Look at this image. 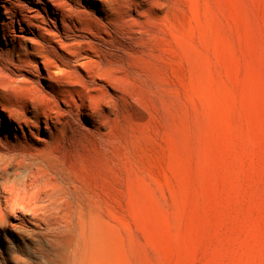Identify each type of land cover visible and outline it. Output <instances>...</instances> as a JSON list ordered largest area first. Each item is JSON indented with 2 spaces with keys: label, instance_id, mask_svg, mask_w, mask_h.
Instances as JSON below:
<instances>
[{
  "label": "rangeland",
  "instance_id": "rangeland-1",
  "mask_svg": "<svg viewBox=\"0 0 264 264\" xmlns=\"http://www.w3.org/2000/svg\"><path fill=\"white\" fill-rule=\"evenodd\" d=\"M87 1L57 97L0 49V91L57 112L0 156V264H264V0Z\"/></svg>",
  "mask_w": 264,
  "mask_h": 264
},
{
  "label": "bare ground",
  "instance_id": "bare-ground-1",
  "mask_svg": "<svg viewBox=\"0 0 264 264\" xmlns=\"http://www.w3.org/2000/svg\"><path fill=\"white\" fill-rule=\"evenodd\" d=\"M4 1L2 5L4 20L0 22V49L13 53L19 62L29 55L42 57L43 67L42 71L38 70V77L44 80L50 77L53 78L48 85H44V88L46 94L57 97L59 91L55 89L54 81L56 72L64 70V68L78 67V63L81 62L80 52L78 50H70L74 45L66 44L62 39V33L68 28L73 30L76 26L75 19L80 14L82 0H70V3H68V0H25L23 5H18L14 0ZM93 3L90 0L87 1L88 6H95ZM33 4L41 6L42 11L35 8ZM15 6L19 7V11L15 10ZM15 23H19L21 33L11 30ZM25 31L30 34H23ZM55 41L60 43L56 50H54L53 44L49 45ZM49 46L53 47L55 52L53 56L49 52ZM13 78L16 79V77ZM35 101V99H32L26 102H14L0 91V111L4 110L6 112L4 119L5 117L9 118L8 122L4 121L3 123L0 115V156L13 158L21 154V161H26L29 164L33 163L34 159L30 154H33L32 150L35 148L29 141L37 135L39 130L41 123L40 113H42V117H45V128L49 132H52L51 122H55L54 118L57 113L54 110L55 108L47 105V102L40 104V102ZM29 110L32 113L31 116L28 115ZM12 128H16L22 133L18 136V133L15 132L14 138L12 137L11 140L7 130ZM21 143L22 145L20 146Z\"/></svg>",
  "mask_w": 264,
  "mask_h": 264
}]
</instances>
